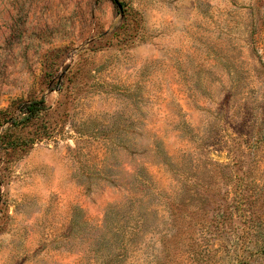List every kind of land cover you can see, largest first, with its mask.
Instances as JSON below:
<instances>
[{
    "label": "rangeland",
    "instance_id": "374dc122",
    "mask_svg": "<svg viewBox=\"0 0 264 264\" xmlns=\"http://www.w3.org/2000/svg\"><path fill=\"white\" fill-rule=\"evenodd\" d=\"M262 246L264 0H0V264Z\"/></svg>",
    "mask_w": 264,
    "mask_h": 264
},
{
    "label": "trees",
    "instance_id": "16d2710c",
    "mask_svg": "<svg viewBox=\"0 0 264 264\" xmlns=\"http://www.w3.org/2000/svg\"><path fill=\"white\" fill-rule=\"evenodd\" d=\"M24 113L27 115L25 121L35 117L37 113L42 109V101L30 102L25 104L23 107ZM264 249V246L261 247ZM260 249V248H259Z\"/></svg>",
    "mask_w": 264,
    "mask_h": 264
}]
</instances>
